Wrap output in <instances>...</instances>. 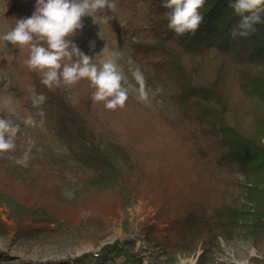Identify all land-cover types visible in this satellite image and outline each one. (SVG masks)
Here are the masks:
<instances>
[{"label": "trees", "instance_id": "obj_1", "mask_svg": "<svg viewBox=\"0 0 264 264\" xmlns=\"http://www.w3.org/2000/svg\"><path fill=\"white\" fill-rule=\"evenodd\" d=\"M67 1L5 0L4 18L20 40L18 70L26 100L62 135L73 155L86 158L76 204L84 209L92 202L115 206L121 196H139L150 174L160 188L169 165L175 187L186 185L169 187L168 199L162 201L170 222V246L191 248L203 236L215 237L233 225L236 162L252 185L253 205L261 202L264 208L259 188L264 182V0H142L139 19L121 30L124 40L137 35L130 42V61L132 71L142 76L144 91L178 109L181 122L160 110L150 113L175 133L178 148L193 161L194 169L185 175L180 154L174 155V163L168 159L166 143L144 149L136 147L139 138L130 140L124 148L128 150H119L124 166L100 148L108 133L98 128L97 108L104 100L111 104L120 99L125 106L130 100L109 93L84 72L79 63L84 28L75 26ZM64 29L75 34L67 39ZM255 68L259 71L252 75ZM138 116L146 119L148 113L140 110ZM3 125L0 118V129ZM144 151L154 162L150 174L131 158ZM177 193L184 194L181 202ZM57 206L64 209L58 201ZM37 232L27 228L16 236L26 239Z\"/></svg>", "mask_w": 264, "mask_h": 264}, {"label": "rangeland", "instance_id": "obj_2", "mask_svg": "<svg viewBox=\"0 0 264 264\" xmlns=\"http://www.w3.org/2000/svg\"><path fill=\"white\" fill-rule=\"evenodd\" d=\"M67 3L73 11L75 26L84 28L85 44L79 53L84 72L95 77L109 93L130 100L127 106L120 99L111 104L104 100L97 108L98 128L108 133L100 148L124 166L119 150L130 140L139 138L136 147L144 149L150 144H167L168 159L174 163L175 156L180 154L183 175L190 173L194 163L189 161L186 151L178 148L179 139L150 113L160 110L169 119L181 122L178 109L163 105L154 93L144 91L142 76L132 71L130 61V42L136 41L137 35H131L129 41L121 38L125 25L139 19L143 1ZM4 14L5 0H0V118L4 124V129H0V264H101L92 254L71 258L99 249L103 259L116 255L122 264H264V208L261 202L253 205L252 185L236 162L232 166V178L237 182L233 225L215 237L203 236L191 248L170 246V222L162 205L163 198L168 199L169 187L183 189L186 185L179 183L175 187L171 167L166 165L163 186L158 188V178L150 174L154 162L147 151L137 157L129 153L150 174L139 196H121L115 206L109 202H92L86 209L78 206L86 158L81 153L73 155L62 135L45 124L26 100L18 70L16 47L20 40ZM63 32L67 39L75 34L69 29ZM258 71L255 68L250 72L253 75ZM66 84L67 88L74 86ZM138 109L148 113L146 119L138 116ZM205 171L211 175L207 166ZM191 180H196L194 175ZM259 188L264 195V182ZM183 195L175 194L181 197L180 202ZM57 201L64 209L57 206ZM51 205L54 206L50 210ZM39 220L49 221L35 225ZM27 228L39 232L30 238H17L16 234Z\"/></svg>", "mask_w": 264, "mask_h": 264}, {"label": "built area", "instance_id": "obj_3", "mask_svg": "<svg viewBox=\"0 0 264 264\" xmlns=\"http://www.w3.org/2000/svg\"><path fill=\"white\" fill-rule=\"evenodd\" d=\"M85 254H87V255L92 254V257H94L95 260L99 259L101 264H122L121 259L116 255H109V256H106L105 259H103L104 255L102 254L100 249L97 251L86 250L77 256H72L71 258H76V257H79L81 255H85Z\"/></svg>", "mask_w": 264, "mask_h": 264}]
</instances>
